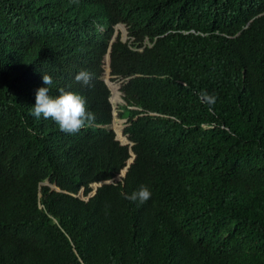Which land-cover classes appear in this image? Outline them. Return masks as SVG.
Masks as SVG:
<instances>
[{
  "label": "trees",
  "instance_id": "1",
  "mask_svg": "<svg viewBox=\"0 0 264 264\" xmlns=\"http://www.w3.org/2000/svg\"><path fill=\"white\" fill-rule=\"evenodd\" d=\"M40 87L93 125L30 115ZM0 264H264V0H0Z\"/></svg>",
  "mask_w": 264,
  "mask_h": 264
},
{
  "label": "clouds",
  "instance_id": "2",
  "mask_svg": "<svg viewBox=\"0 0 264 264\" xmlns=\"http://www.w3.org/2000/svg\"><path fill=\"white\" fill-rule=\"evenodd\" d=\"M116 25L119 29L120 28L124 29L123 34L128 31V26L123 22H117L114 25V34L112 36L114 37V40L113 41L110 40L108 50L103 60V67H105V64H106L105 58L107 56V67H108L107 72L109 73V75L111 74H110V58L108 60V53L110 55L111 44L115 41L116 37L119 36L116 34V31H115L117 29V27L115 29ZM128 37L129 36L127 35L126 40L128 39ZM120 39L123 42H126V40L123 37H120ZM145 42L148 43L149 45H152V42L148 41L147 38ZM108 61H109V65H108ZM113 78H115V76L111 75V79ZM119 79H122V84H123L125 79L123 78H119ZM42 80H43L44 85H51L53 83L52 77L47 74H43ZM74 82L77 84H80L81 86H85V87L90 86L92 82V73L89 72L88 70L82 69L75 75ZM121 85L118 86L119 88L118 91L121 94V99L124 101L122 91L120 90ZM107 86L110 90L109 100L112 104L111 89L108 84ZM49 91L50 90L48 87H40L36 90L35 104L34 106H32L30 115L34 116L37 119L41 117H43L46 120L51 119L58 126L59 130L66 134H75V133H78L81 129H84V128H87L93 125L95 121V114L88 110L87 101L82 95L77 94L76 92H72V91H65L63 88H61L58 90L59 94L53 97L49 95ZM199 96L201 97L202 101L206 105L209 106V109H211V107L214 106V104L216 103L215 95H210L207 92L202 91L201 93H199ZM112 108H113V105H112ZM113 114H114V108L112 110V120L110 124L108 125V127L114 131L115 138L119 140L121 144H129V146H131L133 142L128 139L127 134L124 133V129H123V135L126 138L122 137V141H121L117 137V136L119 137L121 136L118 135V133L112 128ZM121 118H124V117H121ZM124 119L127 120V118H124ZM129 152H130V156L127 158L126 164L129 158H131V162H132L135 156L134 152L131 149L129 150ZM126 164L118 173V175L121 174L120 175L121 178L125 176L126 170L129 166V165L126 166ZM122 195H124V199L132 201V202H138L139 204L142 205L151 198L152 193L147 186L141 185L140 188L137 191L133 192L131 195H128V194H122Z\"/></svg>",
  "mask_w": 264,
  "mask_h": 264
},
{
  "label": "rangeland",
  "instance_id": "3",
  "mask_svg": "<svg viewBox=\"0 0 264 264\" xmlns=\"http://www.w3.org/2000/svg\"><path fill=\"white\" fill-rule=\"evenodd\" d=\"M117 25L115 26V29H116ZM116 31V34L119 35L120 37H123L125 40L127 38V35H128V31L126 33L123 34L124 32V29L123 28H118L115 30ZM126 34V35H125ZM102 78L105 80V82L108 84H110V82H113L114 84H118V86H120L122 84V79H119V78H113L111 79V75H109V73L106 71V68L104 67V73H103V76ZM113 83H111L110 85H112ZM108 84V85H109ZM110 89H112V86H109ZM119 90V88H118ZM117 90V91H118ZM111 100H112V105H113V108H114V114H113V122H112V128L116 131L117 130V127L114 126V123L116 122L117 124L120 125V127H122L124 129V127L126 126L127 124V120L124 119V118H121L118 114V111H119V107H120V104H122L124 101L121 99V94L119 93V96H114L113 94V89L111 90ZM121 141H122V137H119L117 136ZM122 178L121 177H116V180H121ZM80 195H82V193L80 192Z\"/></svg>",
  "mask_w": 264,
  "mask_h": 264
},
{
  "label": "bare ground",
  "instance_id": "4",
  "mask_svg": "<svg viewBox=\"0 0 264 264\" xmlns=\"http://www.w3.org/2000/svg\"><path fill=\"white\" fill-rule=\"evenodd\" d=\"M105 68H106V71L108 70V67H107V56H106V58H105ZM111 83H113V82H110V84ZM109 84V83H108ZM109 84V86H115V89L113 90V94H114V96H119V91H117L118 90V84H112V85H110ZM112 89H113V87H112ZM111 89V90H112ZM114 126H116L117 127V130H116V132L118 133V135H120L121 137H123V138H126L124 135H123V128L122 127H120V125L119 124H117L116 122L114 123Z\"/></svg>",
  "mask_w": 264,
  "mask_h": 264
},
{
  "label": "water",
  "instance_id": "5",
  "mask_svg": "<svg viewBox=\"0 0 264 264\" xmlns=\"http://www.w3.org/2000/svg\"><path fill=\"white\" fill-rule=\"evenodd\" d=\"M113 40H114V37H112L111 41H113ZM109 58H110V55H109V53H108V60H109ZM108 65H109V61H108ZM130 162H131V158L128 159L126 166H128ZM120 175H121V174H119L118 177H120ZM95 186H97V185H95ZM53 187H54V186H53Z\"/></svg>",
  "mask_w": 264,
  "mask_h": 264
}]
</instances>
